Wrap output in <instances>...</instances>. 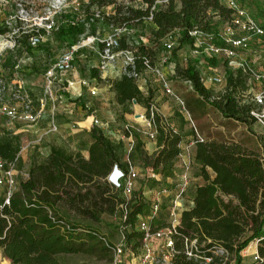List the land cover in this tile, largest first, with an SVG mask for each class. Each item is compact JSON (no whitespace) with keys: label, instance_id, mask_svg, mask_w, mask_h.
<instances>
[{"label":"built area","instance_id":"obj_1","mask_svg":"<svg viewBox=\"0 0 264 264\" xmlns=\"http://www.w3.org/2000/svg\"><path fill=\"white\" fill-rule=\"evenodd\" d=\"M44 1L45 6L38 9L35 4L22 0H0V115L6 119L5 125L12 134L20 132V135L26 133L31 137L20 144L13 162L0 158V209L10 204L20 182L28 177L30 165L17 168L19 160L25 161L26 152L34 151L44 159L49 150L43 144L52 135L57 134L66 140L69 135L97 127L108 139L124 144L126 168L116 163L105 176L107 183L120 190L124 199L118 204L121 238L111 246L114 253L112 264H123L125 250L128 249L127 233L131 227L127 204L139 178L138 168L129 154L134 149L136 136L157 141L158 116L172 117L175 113L163 115L152 98L148 107L134 113V124L125 125L123 132L113 133L110 121L103 119L97 109H92L91 101L97 95L98 80L106 81V78L122 74L133 77L139 91L148 95L147 74L152 73L163 94L177 102L178 113L190 122L193 132L181 135L171 175L164 176L151 165L141 167L145 181L153 180L157 184L140 191L150 201V209L148 215L136 223L135 230L140 235L138 264H172L179 252L197 264H209L215 256L219 257L220 264H238L236 255L231 257L232 252L224 247L215 248L211 255L203 254L202 244L196 237H181L180 248L176 247L181 213L193 204V190L189 193L193 184L191 172L195 164L196 144L204 138L196 130L183 99L176 93L173 80L179 78L178 70L190 64L213 99L231 90L227 86L229 73H241L245 80L233 97L239 105H249V117L264 127V24L257 22L238 0H221L232 12L216 31L205 32L193 27L188 31L192 42L185 45H180L178 29L169 31L162 40V49L155 63L151 65L144 60L145 67L137 71L136 46L147 43L148 37L138 35L136 29L126 25L105 24L103 14L112 10V6L92 7L87 11L86 3H77L73 6L72 15L62 19L61 15L67 12L66 0ZM150 20L149 15L144 22L151 25ZM100 23L106 25L107 32L94 29ZM63 27L81 29V32L75 40L63 44L54 60L44 68L41 82H29L21 73L31 69L41 55V47L48 46L54 32ZM124 36H127L128 48L120 47ZM90 54L96 57L93 65L89 63ZM176 57L180 58L179 63L175 61ZM218 61L221 67L216 65ZM80 69H90L91 73L95 69L98 75L84 77L80 75ZM182 82L193 91L190 80L183 79ZM132 102L136 103L134 99ZM77 110L83 112V118L74 120L67 117V127L62 128L58 118L71 116ZM170 128L179 133L171 124ZM223 197L226 198L225 195ZM165 200L169 202L166 219L155 225ZM259 240L253 238L238 252L240 260L249 257L250 262L245 264L262 263Z\"/></svg>","mask_w":264,"mask_h":264},{"label":"trees","instance_id":"obj_2","mask_svg":"<svg viewBox=\"0 0 264 264\" xmlns=\"http://www.w3.org/2000/svg\"><path fill=\"white\" fill-rule=\"evenodd\" d=\"M143 4L146 6L141 7ZM85 6L87 11L92 7L112 6V10L103 14L105 24L126 25L136 29L138 35L148 37L147 43L136 46L137 71L145 67L144 60L151 65L155 63L169 31L178 29L180 45L190 44L191 28L214 32L232 12L221 0H88ZM149 15L151 25L144 22ZM73 30L64 34L73 38L74 34H69ZM126 37L120 41L121 48L130 46ZM91 75L97 76V71L92 69ZM177 75L181 81L188 79L193 85L195 94L180 96L192 120L198 121L210 106L226 119L245 121L250 106L239 105L233 97L244 83L241 73H229L227 86L231 90L213 99L211 92L199 82L192 65L178 70ZM106 81L120 105L134 99L148 107L153 98L151 92L143 95L134 78L126 74ZM169 119L157 117L158 149L144 155L146 164L164 176L173 173V159L181 141V134L171 130ZM88 133L91 139L86 157L79 151L71 153L52 146L43 160L32 161L28 177L20 182L10 204L0 209V248L10 264H62L61 254L86 252L85 245L93 251L101 243L93 225L103 214L114 213L124 201L120 190L105 180L114 164L126 168L124 144L111 141L97 127H91ZM208 138L211 137L196 144L195 162L202 182L194 186L193 204L181 213L176 247L180 248L181 237H196L203 244V254L211 255L215 248L224 247L235 253L240 264V249L251 239L260 238L258 251L264 264V153L244 149L225 139L217 140L216 136ZM19 149V136L11 133L0 136L1 159L13 162ZM135 198L128 213L131 228L145 206L140 195ZM70 213L79 215L88 224L68 222L64 215ZM247 231L251 233L245 237ZM133 236L139 239V232L127 233L128 239ZM172 264L197 263L179 252ZM209 264H220L219 257L215 256Z\"/></svg>","mask_w":264,"mask_h":264},{"label":"rangeland","instance_id":"obj_3","mask_svg":"<svg viewBox=\"0 0 264 264\" xmlns=\"http://www.w3.org/2000/svg\"><path fill=\"white\" fill-rule=\"evenodd\" d=\"M22 1L28 2L30 4L31 3L35 4V6L38 9L43 8L46 4L44 0H22ZM238 1L240 4L246 7L248 12L253 16V18L257 22L264 24V0H238ZM87 2L88 0H66L65 3H66L67 12L65 14H62L61 18L67 19L70 15H72L73 6L75 4L77 3L84 4ZM94 29L99 30V32L102 33L107 32L108 30L106 28V25L101 23L99 25H96ZM69 30L70 29L63 27L60 30L54 32L53 39L52 41L48 42L49 43L48 46L41 47V55L36 59L35 64L31 67V69H26V71L24 70L21 73V75L24 78H26L29 82H36V81L41 82L43 79V72L45 70L44 68L54 60V57L57 55L58 51L63 47V44L65 42L68 43L72 39L75 40V38H77L78 34L81 32V29H74L73 32L69 33V34L73 33L74 37L70 38L64 34V32H67ZM89 56L91 60L89 63L93 65V63H95L96 57L93 54H90ZM261 58L262 57H260V60ZM175 61L179 63L180 58L176 57ZM216 65L221 67L220 61H218ZM79 73L81 76L84 77L91 76L90 69H80ZM147 79H148L149 92L153 94V101L156 102L158 109L161 111L164 103L167 102L168 111L176 114L170 117L169 123L173 125V127L177 129V131L183 136L192 133L193 127L191 126L190 122L186 121L178 113L179 106L177 102L174 99L170 97H166L163 94L159 82L155 79L152 73L147 74ZM97 83H98L97 84L98 88H100L102 90V93L104 94L105 100L92 99L91 101L92 109H97L98 113L103 119L110 121V127H111L110 129L113 133L123 132L125 125L135 123L133 120V115L134 113L140 112L139 111L140 107L133 102H130L126 105H120L115 103L114 101L115 98L112 95L110 96V92L108 88L105 87L104 81L98 80ZM173 85L176 93L179 96L185 97V95L187 94L194 93L180 79H174ZM103 101L104 104H102ZM140 105L143 107L142 104ZM73 114L77 116V114L79 113L74 112ZM5 124H6V119L0 115V136L5 133H11V131L7 128ZM193 124L196 130L200 133V135L203 138L206 137L212 138L216 136L217 140L225 139L227 142L238 143L244 149L256 151L258 153L263 151L264 153V127L259 123H256L254 119L249 117V115L245 117V121L237 120L236 122H234L231 119L224 118L217 110L209 106L207 108V112L205 113V115L201 117L198 121L193 120ZM12 135L19 136L20 144L31 139V137L29 138V134L26 133H22L20 135L19 132L17 134H12ZM90 139L91 138L88 131L84 130L82 132L69 135L68 138L64 140V143L54 142L55 139L51 138L50 140H47V142H44L43 147L49 148L50 145L51 146L57 145L71 153L78 152L80 150L83 151V153H85V150L88 148ZM113 141L115 142L116 140ZM156 145H157V141L156 144H154L152 141L148 140L144 136H136L134 149L129 154L130 160L138 168L139 178L137 180L136 190L128 200L127 208L130 211L131 205L135 201L136 199L135 197H137L138 195L141 196L145 206L142 213L136 216V219L133 222V228L130 227L128 231L131 230L136 231L135 228L137 221L140 218L144 217L145 215H148L149 213L150 201L147 198H144L141 195L140 191H142V189L145 188L146 186L155 187L157 183L153 180L145 181L141 167L147 165L144 155H150V153L152 152V148L155 147ZM24 160H25L24 162L23 161L20 162L19 160V162L17 163V168L20 169V168L28 167L32 163V161L34 160L40 161L43 159L39 154L32 151V152H26ZM174 162L175 161L173 159V163ZM191 175L193 179L192 181L193 184L192 187L190 188L189 194L192 193L193 185L195 186L198 183L202 182L201 171L199 165L196 162L193 165ZM1 195H2V190L0 189V197ZM119 195L122 198L121 191L119 192ZM168 206H169V202L168 200H165L158 215V219L154 221L155 225L164 222L167 216ZM64 216L68 222H74V223L79 222L82 223L83 225L88 224V221L81 218L79 215L70 213ZM119 217H120V210L118 209V206L114 213L103 214L101 216L100 221L93 225V227L97 230V233L101 237V243L96 244L93 251L91 250L90 247L85 245V247L87 248L86 252L61 254L59 257L62 261V264H112L114 259V253L111 248H107V245L112 246L113 244L118 243L121 238L119 231V226H120ZM250 233H251L250 231H247L245 233V237L250 235ZM251 240L249 242H251ZM127 248L128 249L125 250V254L123 258L124 259L123 264H138L140 247H139L138 238L136 236L130 237V239H128ZM234 254L235 253L232 252L231 257L235 258ZM240 261H243V264L250 262L248 256L244 257Z\"/></svg>","mask_w":264,"mask_h":264},{"label":"crops","instance_id":"obj_4","mask_svg":"<svg viewBox=\"0 0 264 264\" xmlns=\"http://www.w3.org/2000/svg\"><path fill=\"white\" fill-rule=\"evenodd\" d=\"M104 83H105V87H107L108 88V90H109V92H110V96L112 95L113 97H114V92L113 91H111L110 90V86H109V83L107 82V81H104ZM166 97H168V96H166ZM93 99H96V100H105L104 99V94L102 93V90L100 89V88H98V92H97V95L95 96V98H93ZM114 101H115V99H114ZM115 103H117L116 101H115ZM102 104H104V101L102 102ZM118 104V103H117ZM135 105V104H134ZM136 105H138L139 107H140V109H139V111L141 112L142 111V109H143V107L140 105V104H137L136 103ZM165 108V109H164ZM77 113H79V114H77V116H75L74 114V116L73 115H71V116H65L64 115V117L62 116V117H60V118H58V122L62 125V128H65V127H67V123H68V121L67 120H69V119H67V117L68 118H73L74 120H81L82 118H83V112L82 111H80V110H77L76 111ZM161 113L163 114V115H165V116H170L173 112H169L168 111V104H167V102H165L164 103V105H163V107H162V109H161ZM61 120H63V121H61ZM232 121H234V122H236L237 120H234V119H231ZM256 122V121H255ZM257 123V122H256ZM233 134V133H232ZM225 137H227V136H225ZM51 138H53V139H55V141L54 142H63L64 143V140H63V137L62 136H59V135H52L51 137H49L48 138V140H50ZM209 140L211 139V138H208ZM112 141V140H111ZM151 141V140H150ZM233 141H235V140H233ZM154 144H156V141H152ZM53 146V145H52ZM51 145L49 146V148H48V150L50 151V149H51V147H52ZM54 146H57V145H54ZM158 149V146L156 145L155 147H153L152 148V152L150 153V154H152V153H154L156 150ZM195 150H196V148H195ZM83 156H87V149L85 150V153H83V151H79ZM263 153V151H261L260 152V154H262ZM43 159V158H42ZM41 161V160H40ZM202 179V178H201ZM0 264H10V260L8 259V258H6L4 255H3V252H2V249L0 248Z\"/></svg>","mask_w":264,"mask_h":264}]
</instances>
